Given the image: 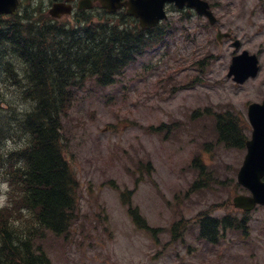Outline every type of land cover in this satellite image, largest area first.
Instances as JSON below:
<instances>
[{"label":"rangeland","instance_id":"rangeland-1","mask_svg":"<svg viewBox=\"0 0 264 264\" xmlns=\"http://www.w3.org/2000/svg\"><path fill=\"white\" fill-rule=\"evenodd\" d=\"M220 1L224 28L233 29L242 50L260 57L256 78L241 85L228 78L231 42L220 43L217 31L200 17L176 13L164 41L148 48L113 85L102 88L88 79L76 91L62 124L67 158L79 182V210L68 235L46 231L38 240L53 264H264V207L250 213L247 234L220 231L216 242L201 238L196 218L215 205H225L216 215L235 208L232 197L239 191L234 183L246 153L218 143L204 151L203 143L213 136L212 131L199 135L202 124L211 126L203 109L231 108L248 124L249 103L264 98V8L257 0ZM16 78L0 77L6 110L28 107ZM195 111L200 114L192 117ZM176 120L183 129L169 139L147 131ZM197 154L222 178L233 180L231 186L185 197L197 178L191 168ZM148 160L149 176L137 168ZM2 166L0 159V204L7 197ZM135 186L133 203L150 226L160 229L157 238L135 225L121 198L122 191ZM180 220L178 231L188 222L175 239L172 225Z\"/></svg>","mask_w":264,"mask_h":264},{"label":"trees","instance_id":"trees-1","mask_svg":"<svg viewBox=\"0 0 264 264\" xmlns=\"http://www.w3.org/2000/svg\"><path fill=\"white\" fill-rule=\"evenodd\" d=\"M99 25L96 31L79 32L29 5L19 16L0 19V77L21 75V94L30 103L20 111L0 107V158L12 160L6 164V173L15 192L12 205L0 208V264H52L36 240L45 230L66 234L77 219L79 206V182L64 154L62 116L87 79H95L102 87L113 83L152 39L143 31ZM154 38L161 35L156 33ZM205 115L212 117V134L218 143L245 147L244 124L234 111L210 110ZM182 129L179 123L149 127L152 132H165V137L175 132L176 136ZM17 131L22 135L15 137ZM10 138L17 147L5 151ZM138 164L141 170L143 161ZM195 164L194 192L229 184L199 158ZM144 168L151 174L150 162ZM131 193H122L129 214L140 228L155 231L133 206ZM210 211L197 216L201 234L214 239L221 227L237 229V214L218 218ZM180 225H173L174 236L180 234Z\"/></svg>","mask_w":264,"mask_h":264},{"label":"water","instance_id":"water-1","mask_svg":"<svg viewBox=\"0 0 264 264\" xmlns=\"http://www.w3.org/2000/svg\"><path fill=\"white\" fill-rule=\"evenodd\" d=\"M178 1L181 5L183 3H188L194 6L200 14H206L210 18L213 17L206 2H201L200 0ZM18 4L19 0H0V14H16ZM63 8H67V6L63 7L56 3L50 9V13L53 16H59L58 11ZM65 12H70L69 8L65 9ZM131 12L142 15V13L135 10H131ZM154 23L155 22L148 24ZM218 36L221 37L220 34ZM234 45L239 47L240 42L236 41ZM258 70L257 56L250 55L248 51H244L241 55L233 57L228 75H234V80L237 82H244L250 76H255ZM249 117L254 127L253 138L247 141L248 153L239 171L238 179L241 184L251 189L253 195H238L233 199L236 207H242L247 210L252 209L257 203L264 204V181L261 180L264 176V102L262 104L252 103L249 106Z\"/></svg>","mask_w":264,"mask_h":264},{"label":"flooded vegetation","instance_id":"flooded-vegetation-1","mask_svg":"<svg viewBox=\"0 0 264 264\" xmlns=\"http://www.w3.org/2000/svg\"><path fill=\"white\" fill-rule=\"evenodd\" d=\"M50 2L52 0H49ZM61 3L68 2L69 0H58ZM131 0H70L72 5V13L68 16H64L62 19L66 18H72L75 19L76 22L81 23V26L87 29V27L91 26L86 23H82L84 19H87L89 17H107L109 20L117 19L118 17H121L122 19H132L137 24L135 25L138 27V24L140 25V21L135 18L134 16H131L128 13V5L127 2H130ZM162 1V0H160ZM212 9L213 12H216L218 14L217 10L220 9L223 5V3L220 0H207ZM237 6V4L235 3ZM117 6L116 10L111 12L109 8ZM163 9L167 13V15H171L172 13H176L178 11V7L176 2L171 1H165ZM186 12L189 14L194 15L195 10L192 8H183ZM93 21V20H92ZM219 25L225 27V24L223 23V20H220L215 27L220 28Z\"/></svg>","mask_w":264,"mask_h":264}]
</instances>
